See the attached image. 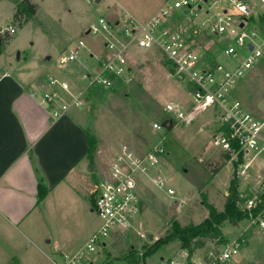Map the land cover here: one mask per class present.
<instances>
[{"label":"rangeland","instance_id":"obj_1","mask_svg":"<svg viewBox=\"0 0 264 264\" xmlns=\"http://www.w3.org/2000/svg\"><path fill=\"white\" fill-rule=\"evenodd\" d=\"M164 1L33 0L38 5L36 18L20 24L14 22L12 1L0 0V40L4 39L0 66L15 74L32 78L37 75L40 96L48 87L43 88L39 83L44 84V80L49 83L51 73L75 83V88L72 85L75 92L84 90L83 104L71 106V109L79 111L77 115L80 112L84 114L83 123L88 125L90 135L95 138L92 152L87 154L88 163L94 170L91 180L94 187L103 176H108L114 158L124 144L132 146L137 154L152 150L156 144L166 146L160 163L140 173L138 192L142 197V213L134 229L126 236L121 231L108 239L106 245L93 255L90 264H131L128 258L141 256L144 244H150L164 235L175 203L178 206L173 216L176 215L183 224L199 222L208 216V210L202 205V193L223 209L233 176L237 177L239 184L241 206L248 210L249 217L238 224H224L222 229L226 239H238L241 244L239 253L221 264H264V228L259 225V218L264 217V205H260L259 213L253 211L259 207V202L252 208L245 206L249 198L262 197L260 186L264 182V152L250 160L246 176H238L241 160L237 157L228 159L215 172L224 152L213 142L218 123L212 108L188 125L172 121L171 129L154 128L155 121L167 120L168 115L164 112L166 103L172 101L184 107L191 103L185 81L172 71L170 63L156 45L150 48L132 45L126 61L129 72L123 76L110 75V86L99 82L91 84L92 77H88L91 72H96L98 60L102 63L106 56L104 37L87 33L88 25L99 16H105L110 23H117L125 12L146 20L159 11ZM259 2H249L256 18L264 14ZM177 14L174 11L167 20L175 19ZM9 25L15 27L14 33L8 30ZM188 27L191 28L190 23ZM80 38L86 41L87 47L82 48L76 61L68 63L64 69L60 68L59 56L67 53ZM90 50L95 56L90 55ZM18 52L20 58H17ZM239 52L242 55L248 53L245 47L239 48ZM229 58L220 54L217 60L223 64L231 61L235 65L236 62ZM237 93L249 111L263 116L264 56L239 81ZM254 154L255 151L250 152L249 158ZM244 161L247 162L248 158ZM156 177L162 178L163 184L157 185L154 181ZM170 189L174 193H170ZM87 223L93 231L101 224V219L93 212ZM81 234L77 236L68 230L62 232L52 225L44 232L41 229L34 232L7 229L0 232V264L61 263L57 244L63 246V252H74L87 241ZM46 238L51 242H45ZM214 248L216 241L208 240L203 248L187 256L179 241L173 240L141 259L140 264H172L171 260L178 264H193Z\"/></svg>","mask_w":264,"mask_h":264},{"label":"built area","instance_id":"obj_2","mask_svg":"<svg viewBox=\"0 0 264 264\" xmlns=\"http://www.w3.org/2000/svg\"><path fill=\"white\" fill-rule=\"evenodd\" d=\"M259 1L264 8V0ZM249 2L250 0H165L159 11L146 20L138 19L129 12H125L117 23H110L105 16H99L88 25L87 33L101 34L104 37L106 56L102 63L97 64L96 72L88 74L89 78L92 77L91 84L99 82L110 86V75L123 76L129 72L126 61L128 49L132 45L145 48L158 46L172 71L185 81L191 95V103L186 107L172 101L165 104L167 121L188 125L201 113L212 108L218 123L213 142L231 157H241L237 173L238 176H246L250 160L264 152V101L263 116L259 117L233 94L239 81L264 56V14L256 18ZM178 10L185 13L187 24H168L167 18ZM8 30L14 33L15 27L9 25ZM203 32L209 35L208 41L224 37L225 40L216 41L222 44V54L229 56L236 64L231 65V61L227 64L220 60L205 61L203 58L208 51L207 41L196 39ZM84 47H87L86 41L78 39L67 53L59 56L58 66L64 68L68 63L76 61ZM242 47L247 49L246 55L240 54L239 48ZM49 83L51 87L44 92L42 102L53 107L55 117L67 112L71 106L83 104L84 90L75 93L71 91L69 82L54 76L50 77ZM61 89L68 92V97H63ZM153 127L166 128L163 120L155 121ZM165 148V144L160 143L144 154H137L132 146H122L108 176L102 178L97 185L94 207L101 224L85 244L72 253L62 254V262L54 261L55 264H90L93 255L106 245L108 239L121 231L126 236L134 229L142 213V197L138 192L140 173L160 163ZM252 151L255 154L249 158ZM246 158L247 162L244 161ZM154 181L157 185L163 184L160 177H156ZM260 188L263 195L264 182ZM169 192L174 193V190L170 189ZM261 198H249L245 206L252 208ZM259 225L264 228V217L259 218ZM141 236L145 237L143 234ZM240 244L238 239L227 240L221 247L217 245L208 250L193 264L224 263L239 253ZM185 255L188 256V253ZM171 263L178 264L174 260Z\"/></svg>","mask_w":264,"mask_h":264},{"label":"crops","instance_id":"obj_3","mask_svg":"<svg viewBox=\"0 0 264 264\" xmlns=\"http://www.w3.org/2000/svg\"><path fill=\"white\" fill-rule=\"evenodd\" d=\"M177 12V17L167 23L187 24L185 13ZM208 38L204 32L196 37L201 42L207 41L208 51L203 59L217 60L222 54V44L216 40L225 39L220 36L208 41ZM90 55L95 56L92 50ZM36 78L37 75L32 78L15 74L0 66V232L7 229L44 232L52 225L62 232L68 230L77 236L82 233L88 240L99 227L91 231L87 223L96 212L98 185L94 187L91 181L94 170L87 160L89 127L83 123L84 114L77 115L76 109L70 108L55 117L53 107L42 102ZM59 79L69 82L75 92V83L64 77ZM39 84L50 89L47 80ZM60 91L63 97H68V92ZM233 94L238 97L237 86ZM39 183L48 189L40 203ZM45 242L50 243L51 239L46 238ZM57 247L60 256L67 253L60 244Z\"/></svg>","mask_w":264,"mask_h":264},{"label":"trees","instance_id":"obj_4","mask_svg":"<svg viewBox=\"0 0 264 264\" xmlns=\"http://www.w3.org/2000/svg\"><path fill=\"white\" fill-rule=\"evenodd\" d=\"M11 1L15 4L14 22L24 24L36 18L38 5L33 0ZM3 42L4 39L1 38L0 53L3 50ZM167 124H169L168 121ZM88 141V153H91L95 138L89 134ZM223 155L222 160L218 162L219 165L215 167V172H218L225 165L226 161L231 158L229 153H224ZM239 159L241 160V157ZM47 192L48 189L42 183H39V203L44 200ZM201 196L202 205L208 210V216L204 220L183 224L176 215L173 217L170 215L164 235L150 244H144L141 256H132L128 258L129 262L131 264H140L141 259L173 240H178L180 248L185 250L188 255H192L196 250L203 248L208 240L216 241V246L220 245L227 240L222 229L225 223L238 224L242 219L249 217L248 210L241 206L242 202L236 176H233L230 180L223 209H219L213 202L209 201L205 193H202ZM260 205H264V193L259 201V207L254 208V213H259L261 210Z\"/></svg>","mask_w":264,"mask_h":264},{"label":"water","instance_id":"obj_5","mask_svg":"<svg viewBox=\"0 0 264 264\" xmlns=\"http://www.w3.org/2000/svg\"><path fill=\"white\" fill-rule=\"evenodd\" d=\"M96 1H99V0H96ZM250 47L252 48V45L250 44ZM17 58H20V52H18V54H17ZM172 122L170 123V125H168L167 124V121H163V126H165L166 128H168V129H171V127H172ZM177 206H178V204L177 203H175L174 205H173V209H175V208H177ZM173 209H172V211H171V217H173V215H174V213H173Z\"/></svg>","mask_w":264,"mask_h":264}]
</instances>
